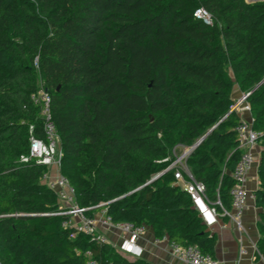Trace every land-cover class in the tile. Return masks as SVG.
Wrapping results in <instances>:
<instances>
[{"label": "trees", "instance_id": "1", "mask_svg": "<svg viewBox=\"0 0 264 264\" xmlns=\"http://www.w3.org/2000/svg\"><path fill=\"white\" fill-rule=\"evenodd\" d=\"M208 9V25L195 16ZM38 63V65H37ZM250 93L264 144V3L246 0H0V261L151 264L65 227L49 168L23 163L30 128L43 138L32 95L44 85L62 139L61 173L88 217L153 228L157 238L214 256L216 235L165 169L185 147L223 212L240 156L233 89ZM258 248L264 256V155ZM227 220L228 216L223 215ZM215 257V256H214Z\"/></svg>", "mask_w": 264, "mask_h": 264}, {"label": "built area", "instance_id": "2", "mask_svg": "<svg viewBox=\"0 0 264 264\" xmlns=\"http://www.w3.org/2000/svg\"><path fill=\"white\" fill-rule=\"evenodd\" d=\"M195 16L203 19L208 25H213L214 20L211 12L204 8H198ZM38 65V63H37ZM250 93H244L235 101L231 111H237L242 119L236 127L239 139V147L241 151L240 159L232 172L234 185L231 190L232 206L230 210L224 209L223 212L217 210V205L223 207L220 199L212 202L207 193L206 185L195 179L188 166V158L196 148L195 145L185 147L180 153L175 154V159L168 166L166 171L174 170V176L178 183L182 184L184 190L189 194L195 209L208 227H212L219 223L223 215L236 225L240 231L245 230L243 216L248 207L249 198H255L248 187L249 174L252 167L257 161L256 151L260 143L261 133L253 126V117L250 119L245 116L251 113V107L248 102ZM32 100L36 106L41 109V117L43 119L44 137H38L34 133V125L30 128V149L27 154L21 156V162H36L49 168L45 173L43 180L48 186L57 193L60 205L59 215L67 216L70 219L64 222L65 227L75 229V234L83 232L97 238L100 242L110 243L109 239L99 231V226L113 228L125 236V242L122 250L125 253H136L141 249L139 239L146 232V226H136L133 223H114L107 216L106 211L104 217L98 219L96 217H88L86 208L80 207L75 188L71 185L70 180L61 173V165L63 159L62 139L53 119L52 114V95L44 86L32 95ZM56 170V176L52 175V170ZM173 254L186 264H222L220 260L209 253H203L197 245H182L176 241L171 242ZM256 252L264 256L260 252L258 245L255 244ZM242 249V253H246ZM0 264H3L0 261ZM89 264H98L95 260H90Z\"/></svg>", "mask_w": 264, "mask_h": 264}, {"label": "crops", "instance_id": "3", "mask_svg": "<svg viewBox=\"0 0 264 264\" xmlns=\"http://www.w3.org/2000/svg\"><path fill=\"white\" fill-rule=\"evenodd\" d=\"M243 92L238 84L233 89V98L236 100ZM247 118H251V113H246ZM264 155V144L260 141L256 157L257 161L252 167L247 187L252 194L261 187V178L259 166ZM52 175L56 176V170H52ZM262 208L256 205L255 198L250 197L248 207L245 210L243 221L245 230L240 231L236 225L228 218L222 219L209 229L216 235V246L214 256L222 262V264H264V258L255 250V244L261 237L259 223ZM95 217L102 219L104 212L102 210L95 214ZM100 233H103L110 244L116 246L130 260L137 258L151 264H186L179 260L172 251L171 240L168 237L157 238L153 228L147 227L146 232L139 239L141 249L132 254L125 253L121 248L125 242V236L113 228L99 226ZM242 249L247 252L242 253Z\"/></svg>", "mask_w": 264, "mask_h": 264}, {"label": "water", "instance_id": "4", "mask_svg": "<svg viewBox=\"0 0 264 264\" xmlns=\"http://www.w3.org/2000/svg\"><path fill=\"white\" fill-rule=\"evenodd\" d=\"M248 3H256V2H260V1H264V0H246ZM205 136L203 138H201L196 144L195 147H198L202 141L204 140Z\"/></svg>", "mask_w": 264, "mask_h": 264}, {"label": "rangeland", "instance_id": "5", "mask_svg": "<svg viewBox=\"0 0 264 264\" xmlns=\"http://www.w3.org/2000/svg\"><path fill=\"white\" fill-rule=\"evenodd\" d=\"M260 2H263L264 3V1H260ZM244 94V92L236 99V100H238L242 95ZM54 170V169H53ZM98 211H100V210H98ZM98 211H96V213H98ZM95 213V214H96Z\"/></svg>", "mask_w": 264, "mask_h": 264}]
</instances>
